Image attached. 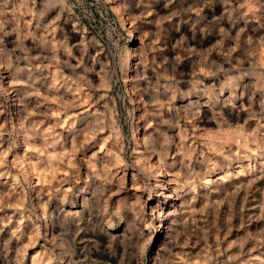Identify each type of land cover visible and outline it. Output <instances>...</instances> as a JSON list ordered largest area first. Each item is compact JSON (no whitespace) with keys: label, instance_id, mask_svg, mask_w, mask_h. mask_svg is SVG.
Here are the masks:
<instances>
[{"label":"rangeland","instance_id":"1","mask_svg":"<svg viewBox=\"0 0 264 264\" xmlns=\"http://www.w3.org/2000/svg\"><path fill=\"white\" fill-rule=\"evenodd\" d=\"M0 264H264V0H0Z\"/></svg>","mask_w":264,"mask_h":264},{"label":"bare ground","instance_id":"2","mask_svg":"<svg viewBox=\"0 0 264 264\" xmlns=\"http://www.w3.org/2000/svg\"><path fill=\"white\" fill-rule=\"evenodd\" d=\"M64 99H66L67 101H69V100L77 101L78 100L76 94H74L73 92H70V91L66 92L64 94ZM65 123H66V125H65L66 129H68V132L73 133L75 131V127H74V122H73L72 118H69ZM145 170L146 171L148 170V173H153L152 182H153L154 193L151 195L149 201L155 202L158 205H160L159 209L161 212H164L165 217H166L167 214L169 215V213L171 211V210L169 211V208L167 206L168 203L170 202V204H172V206L170 208L174 209L177 205L178 198H176L177 196H175L174 193L170 192L171 188L169 187V183L161 175L162 169L159 166H157V167L147 166L145 168ZM179 201H180V199H179Z\"/></svg>","mask_w":264,"mask_h":264}]
</instances>
